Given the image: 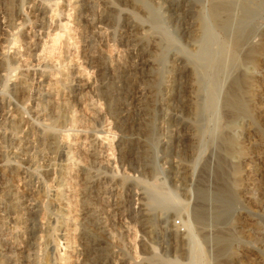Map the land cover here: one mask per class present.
<instances>
[{
	"label": "rangeland",
	"instance_id": "rangeland-1",
	"mask_svg": "<svg viewBox=\"0 0 264 264\" xmlns=\"http://www.w3.org/2000/svg\"><path fill=\"white\" fill-rule=\"evenodd\" d=\"M124 2L15 0L11 10L15 28L13 31L6 27L7 18L0 13V34L3 33L2 30L9 31L5 32L4 40H0V51L4 48L9 56L7 66L2 67L0 63V72L3 74H0V99L7 104L11 114L21 116V132L30 143V156L33 159L28 164L27 172H19L15 180L17 188L20 185L21 195L27 201H32L36 207L31 229L19 242L28 245L30 240L45 235L50 244L47 255L52 264H191V251L194 246L198 248L201 245L199 248L201 247L205 258L211 261L216 258L215 237L227 227L234 230L239 239L232 245L234 254L232 253L229 264H264V57L251 64L240 65L241 70L248 72L252 79L250 115H243L230 125L221 102L215 112L200 115L205 94L197 91L196 83L191 98L194 104L187 111H182L181 84L186 80L192 81L193 75L190 73L182 76L178 67L174 66L173 56H179L182 59L180 62L192 68L195 47L187 42L179 15L183 7L188 6V15L190 13V18L196 20L201 13L207 11L208 0H162L159 4L152 0ZM109 5L112 9L108 8ZM153 12L160 19L157 26L152 23ZM99 15H105L110 21L101 30V34L97 35L90 19L97 20ZM255 24L259 29L255 42L264 44V6L259 10ZM130 32L151 48L154 43L160 48L169 47L168 54L163 52L155 57V72L159 73L161 70L162 74L161 82L155 87L159 91L158 103L161 106L166 103L165 93L171 91L172 106L159 110L157 123L152 126L154 135L146 143L149 160H152L148 161V167H144V163L139 165L134 158L142 146L136 139V132L115 122L107 100L95 90L102 85L103 77L110 78L109 73L112 71L123 76L121 67L131 65L127 48ZM37 42L44 46L42 59L39 60L31 56V48ZM86 52L97 54L101 58L108 68L105 76L91 68L87 61L89 54ZM13 55H17L16 61L11 59ZM22 74L26 76L22 77ZM81 79L89 81L94 87L93 93H89V102L93 105L91 110L87 105L82 106L77 99L82 89ZM24 80L29 84L30 96L23 105L21 98L17 97L19 94L15 84L19 85ZM51 87L58 90L61 97L65 94L64 97L71 102L63 127L60 126L56 132L55 139L62 146L58 150L42 144L49 135L45 123L51 104L43 96L35 97L38 91L46 93ZM222 98L224 90L220 94V99ZM225 131L237 142V150L231 155L230 163L237 170L234 182L238 201L230 211L231 225L217 224L215 215H212L203 227H198L193 224L192 219V210L197 204L196 189L201 180L208 186L213 184V171L220 155L219 137L226 134ZM7 139L8 136L2 139L6 160L12 161L18 167L24 166L14 158L10 140ZM39 147L44 148V151ZM89 150L94 153L93 156L88 155ZM60 165H66L70 169L63 184L68 206L64 210L55 196L59 185ZM179 168L186 173L178 183L176 172ZM46 170L50 172L46 173ZM55 173L59 175L55 176ZM156 187H162L164 192L174 194L179 202L177 209L157 207L149 199ZM116 207L121 210L114 212ZM144 209H147V222H143L142 218ZM212 210L211 213L215 211L214 207ZM60 213L65 217L61 218ZM44 215L47 219L45 225L42 224ZM188 221L194 230L191 236L184 225ZM13 228V223L9 221L6 234L11 236ZM41 228L42 234L38 232Z\"/></svg>",
	"mask_w": 264,
	"mask_h": 264
},
{
	"label": "bare ground",
	"instance_id": "bare-ground-1",
	"mask_svg": "<svg viewBox=\"0 0 264 264\" xmlns=\"http://www.w3.org/2000/svg\"><path fill=\"white\" fill-rule=\"evenodd\" d=\"M124 1L128 2L130 0H124ZM152 1H153V3L159 4L162 0H152ZM14 2H15V0H0V11H1L0 13H3L6 16V18H7L6 27L9 28L10 31L11 30L13 31L15 29L13 27V21L11 19V10H12V6H13ZM208 2H209V7H208V9H206L207 11L204 13H201L197 17L196 20H193L192 18H190V16H189L190 13L188 15V12H189L188 6H184L183 9L181 10V12L178 11V12H180L179 18H180V20L184 26V29H185V33L187 36V42L190 45H194V47H195V52L193 54L194 59L192 60L194 67H192V68L189 67L188 65L180 62V60H182V59H180L179 56H177V55L173 56L174 66L178 67V70L180 71V74L182 76H184L185 74H190V73L193 75L192 81L186 80L185 82H182V84H181L182 85L181 86L182 87L181 88L182 93H181V101H180L181 103L180 104L182 105V107H181L182 111H187L188 108H192V105L194 104V102L191 98H192V93H193V86L196 83L197 84V87H196L197 91L205 94L204 104L201 107L199 114L203 115L206 113L215 112L217 109V106L219 105V102H221V105H222L223 109L225 110L224 113L226 114L227 121L230 125H232L235 123L237 118H239L243 115H250L251 114L252 97H251V93H250V86H251L252 79H251L250 75L247 74L248 72L246 73L245 71L241 70L240 65L241 64H251L252 62H255L256 60L264 57V44H257L255 42V39H256V37H258V33H259V29L257 28V26L255 24V20L259 14V10L264 6V0H208ZM100 4H101V2H100ZM107 4H109V3H107ZM182 4H184V3H182ZM109 6L110 7H108V8L112 9V6L111 5H109ZM102 7L104 8V6H102ZM41 9H42V7H41ZM171 9H172V7H171ZM15 11H16V9H15ZM108 11H109V9H108ZM37 13H39V12H37ZM90 14H91V11H90ZM1 16H2V14H1ZM37 17H38V15H37ZM90 20H91V25L93 26V29H95L94 31L96 32L97 35L98 34L100 35L101 30L104 29L108 25L110 18L107 19L105 15H99L97 20L94 18L90 19ZM159 22H160V19L158 18L157 13L153 12L152 23L155 26H157ZM1 25H2V23H1ZM18 26H20V25H18ZM1 29H2V27H1ZM142 30H143V28H142ZM1 32H3L2 34H0V40L2 41V40H4L5 32H9V31L8 30L7 31L2 30ZM92 33H93V30H92ZM132 33H133V31H132ZM132 33L130 32L129 38L127 40V42H128V44H127L128 53H129L131 60H132L131 65L126 64L128 66H122L121 67L123 76L119 75V73L117 71H112L111 73H109L110 78L109 77L108 78L103 77L102 85L98 89H95V90L103 98H105L107 100V102L110 106L109 110L111 111L113 119L115 120V122L122 124V126L126 129H131L132 131L136 132V134H135V136H137L136 139L138 140V142L140 144H142V146L135 153L134 158L137 160V163H139V165H141V163H144L145 164L144 167H148V161H150L149 160L150 156H149V149L147 148L146 143H148V141H150L151 137L154 135V132L152 130V126L157 123L159 110H164V109L170 108L172 106V104H171V97H172L171 91L168 90L165 93L166 103L163 106H161L158 103L159 91L155 87V85L160 83L162 80L161 70L159 73L155 72V69H156L155 68L156 67L155 57L162 55L163 52H166L168 54L169 53L168 52L169 47L160 48L159 46H157L156 43H154L153 44L154 46L151 48V47L145 45L144 43H142V41L139 40L135 36V34H132ZM46 41H48V40H46ZM124 42H126V41H124ZM31 47H29V48H31ZM42 47H44V46L41 45V42H39V43L37 42L34 44L33 48H31L32 49L31 50V56L33 58H35L36 60H39L40 58L42 59L41 53L44 50V49L42 50ZM172 49H173V46H172ZM7 52L5 51L4 48L1 49V51H0V63L2 65V67L7 66V64H8L9 56H8ZM86 53H88V52H86ZM96 55L93 53L89 54V60H87V61H89L90 66L93 70L95 69L96 71L102 72V75L105 76L104 74L108 70V68L105 67L101 58L96 56ZM10 56H11V54H10ZM99 56H101V55H99ZM11 59L13 61H16L17 55H16V57L13 55L11 57ZM30 59H32V58H30ZM12 60H11V62H12ZM25 62H27V61H25ZM39 63H40V61H39ZM123 64H125V63H123ZM19 66H21V65H19ZM24 66L27 67V65H24ZM36 66H37V64H36ZM46 66L47 65H45V67ZM33 67H35V66H33ZM103 71H104V73H103ZM0 74H1V72H0ZM1 75H3V74H1ZM83 75H84V73H83ZM25 76L26 75L22 74V77H25ZM27 76H28V74H27ZM82 77H80V78H82ZM47 78H48V76H47ZM50 80H48V82ZM25 81L26 80L22 81L19 85H17V83L15 84V86H17V90H18L17 92L19 94V96H17V97L21 98L22 101H20V99H19V101L23 102V105H24V101H26L27 97L30 96L29 92H28V85L29 84L27 85V82H25ZM54 81H55V79H54ZM51 82H52V80H51ZM65 82L67 83V81H65ZM80 82L82 83V89L80 88L81 92H80V95L78 96L77 99L82 104V106L87 105L88 109L91 110L93 105L91 106V103L89 102V100H91V99H89L90 98L89 93L94 89V87L90 84L89 81L86 82V81H83V79H81ZM223 90H224V98L220 99V94H221V92H223ZM44 92H46V91H44ZM92 93H93V91H92ZM62 94H64V93H62ZM33 95H36V94H33ZM178 95H179V93H178ZM39 96H43L51 104V110H50V113H49L48 118L46 119V123H45V127L47 128L49 135L46 139L43 140L42 144H44V146L52 148L53 150H55V149L58 150L60 147L62 148V146L60 145L59 142L56 141L55 136H56V132L59 129V127L60 126L63 127L62 124H63L64 120L66 119V114L69 113L68 111H69L70 100L68 98L64 97L65 94L63 97H61L59 91L56 90L54 87H51L46 93H39V91H38V94L35 97L38 98ZM31 98H32V96H31ZM16 99H18V98H16ZM6 105L7 104L4 102V100L0 99V264H52L51 263L52 260H50V258L47 255L48 254L47 247L50 246L49 240L47 239V237L45 235L42 234L43 233L42 228L40 229L41 231H38L42 235L34 238L33 240H30L31 241V242H29L30 244L27 243L28 245H22L19 242V239L21 237L26 236L31 229L30 225L34 219V215L36 214V211H35L36 207L34 204H32L33 203L32 201H31L32 203L30 201H27L26 198H24L21 195L22 191L20 192V190H21V189H19L20 185L17 188V186H16L17 184L15 185V182H16L15 180H16V178H18L19 172L28 170V164L30 165V163L33 162V159L30 156L31 155L30 143H29L28 139L22 135V132H21L20 127L23 123V120L19 114H16V115L11 114L10 109H9V111H10L9 112ZM197 106H199V105H197ZM41 108H43V107H41ZM36 112H37V110H36ZM36 112L34 110V113H36ZM37 114H38V112H37ZM89 116H91V115H89ZM43 117H44V114H43ZM86 117H88L87 114H86ZM161 119H162V117H161ZM8 127H9V130L7 129ZM120 127L121 126H119V128ZM7 131H9V132L7 133ZM142 131H143V134L141 133ZM7 136L9 137V139H7V140H10L9 143L11 145V150H12L11 152L14 155V158H16L18 161H21V163H23L24 166L18 167L16 164L12 163V161L9 162L6 160V158L4 156V147H3L4 143L2 142V139H4V137L6 138ZM187 137L189 138L190 135H187ZM134 140H133V142H134ZM189 141H190V139H189ZM189 141H187V142L189 143ZM9 143H8V145H9ZM218 143L217 144L219 145L220 155H219L217 163H215L216 167L213 171V177H212L213 178V181H212L213 184H211V186L210 185L208 186L205 183V181L201 180L200 183L198 184L197 189H196L197 190V204H196V207L192 210V219L194 221L193 224L195 223L198 227H203L210 220L212 215H215V221L217 224L222 225V226L231 225L232 220L230 217V211H231V208L238 201V194L236 193V184L234 182V178H235V174L237 173V170H236V167L234 165H231L232 162L230 163L231 155L236 153L237 142L233 138V136L227 134V132H226V134H223L219 137ZM41 150L44 151V148ZM123 150H125V149H123ZM88 155L93 156L94 153L89 150ZM60 166H61V167H59L60 177L58 178L59 185H57L58 188L56 187L57 190L55 192V196H56V200L59 202V205L64 210L65 207L67 206V203L65 201V195L66 194H64L63 184L69 175L67 171H70V169L68 170L66 165H60ZM211 166H213V165H211ZM41 167H42V165H41ZM178 167H180V166H178ZM212 170H213V168H212ZM49 172H50V170H46V173H49ZM42 173H43V171H42ZM44 173H45V171H44ZM185 173H186V171L184 169L182 170L179 168L178 171L176 172L177 181L181 180L183 177L182 175ZM88 174L89 173L87 171V175ZM57 175H59V174H57ZM57 175L55 173V176H57ZM185 180H186V178H185ZM66 183H68V182H66ZM87 183L88 184L90 183L89 180ZM178 183H179V181H178ZM114 186H115V184H114ZM162 187H156L154 190H152V192H151L152 194L150 195L149 199L153 200L157 207L177 209L176 207L179 206V202L176 200L174 194L164 192L162 190L163 189ZM55 196H54V198H55ZM85 196L88 197L87 195H85ZM68 197H70V196H68ZM139 197H141V196H139ZM139 197H137V198H139ZM102 198H104V197H102ZM27 199H29V198H27ZM69 207H71V206H69ZM212 207H214V210H215L213 213H211L213 211ZM120 210H121L120 207H116L114 209V212H119ZM59 211H60V209H59ZM93 212H94V210H93ZM141 212H142V210H141ZM143 212H144L143 217H142V218H144L143 222H147L148 221V215L146 213L147 209H144ZM105 213H106V211H105ZM45 214H46V212H45ZM60 214H61V218H62V216H64V214L63 213H60ZM68 214H69V212H68ZM107 214H108V212H107ZM100 216H99V218H100ZM92 217H94V216H92ZM127 217H129V216H127ZM125 218H126V216H125ZM42 220H43L42 224L45 225L46 224L45 220H47L46 215L43 216ZM9 221H11V223H13V225H14L12 234L10 233L11 236L6 234V230H5L7 228ZM215 221H213V222H215ZM106 223H107V221H106ZM184 225L186 227L185 228L186 232L188 233V235L191 236L192 231H194L191 223L188 221V222H185ZM47 226H49V225H47ZM8 227H10V226H8ZM36 227H38V225ZM41 227H43V226H41ZM225 229L226 230L219 232L215 237V243L217 246L216 258L213 259V261L205 258V256L203 255V252L200 249L201 247L199 248V246H201V245H199L198 248L194 246V248H192V251H191L192 252L191 264H229V261L232 260V253H233L232 249H231L232 245L235 241H238L239 239H238L236 232H234V230L227 228V227ZM35 231H37V229ZM53 232H55V231L53 230ZM148 234H150V233H148ZM32 236H33V234H32ZM190 241H191V239H190ZM90 254H92V253H90ZM161 264H163V263H161Z\"/></svg>",
	"mask_w": 264,
	"mask_h": 264
},
{
	"label": "built area",
	"instance_id": "built-area-1",
	"mask_svg": "<svg viewBox=\"0 0 264 264\" xmlns=\"http://www.w3.org/2000/svg\"><path fill=\"white\" fill-rule=\"evenodd\" d=\"M177 224H180V223L177 221Z\"/></svg>",
	"mask_w": 264,
	"mask_h": 264
}]
</instances>
